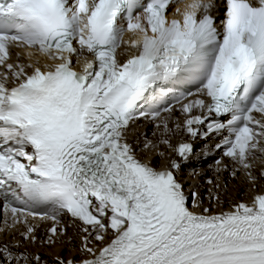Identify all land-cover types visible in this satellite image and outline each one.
I'll return each mask as SVG.
<instances>
[{
    "label": "snow or ice",
    "instance_id": "6c2138e0",
    "mask_svg": "<svg viewBox=\"0 0 264 264\" xmlns=\"http://www.w3.org/2000/svg\"><path fill=\"white\" fill-rule=\"evenodd\" d=\"M141 119L163 167L129 142ZM210 134L214 173L254 193L226 210L178 179ZM262 181L264 0H0V231L52 220L55 245L69 217L79 259L57 264H264ZM19 248L0 264H47Z\"/></svg>",
    "mask_w": 264,
    "mask_h": 264
},
{
    "label": "bare ground",
    "instance_id": "6f19581e",
    "mask_svg": "<svg viewBox=\"0 0 264 264\" xmlns=\"http://www.w3.org/2000/svg\"><path fill=\"white\" fill-rule=\"evenodd\" d=\"M154 131H155V128H153L152 130H147L146 131L143 143H144L145 139L151 140L153 142L158 143L159 133H157L156 136H153V132ZM143 143H142V145H143ZM141 148H142V146L137 148V154H139V155L146 154L148 159L149 160H154V162H157V155H158L157 153H158V151H164L165 150L163 145H161L159 149L153 150L152 152H147V151L142 152L140 150ZM257 167H261L259 162H257L256 169H255L256 175L258 176ZM207 175L208 176H207L206 179H201L200 186H198V188L196 189L197 196L200 199V201H202L204 206L211 207V205L209 203V197L212 194L219 195L221 200H223L225 202V208L223 210L227 209V205H228L229 200H231L233 203H235V202H241V201L247 202V201H249L251 199V195H252L253 192L252 191H248L249 184L245 180L243 175H240L237 178H232L229 175V173L225 172V173L221 174L218 177L214 173L213 170L209 171L207 173ZM208 180H212V184H209ZM217 184L220 185L219 188H217V186H216ZM261 187H264V183L263 182L260 183V187L257 190H261ZM209 189H211V193L209 192ZM220 210L221 209H218V208L215 209V211H220ZM59 225H60V228L61 227L65 228L63 226V224H62V221H61V223ZM66 233H68V232L66 231ZM3 237H5V235ZM73 238H74V236H73ZM3 239L5 240L6 238H3ZM8 240H10L11 244H14V242H15V241L11 240L10 237H9ZM60 244H61L60 242H57L55 245L39 244V246H38L39 248L38 249H40V245L44 246V248L40 249L41 251H38V252H37V247H31V248H32L33 253H38L42 257V259L47 262V264H57V260H56V258H54V256H55L54 248L57 247V246H60ZM78 244H79V239H77V237H76V239H72L71 240V242L69 244L70 245L69 247L72 249L71 251H73V254L72 255H68V257L73 258V259H79V252L77 250H75L74 247H73L74 245L78 246ZM29 245H30V243H28V245L25 246L20 251H23L25 249L30 251L29 250V248H30ZM51 251H53V252H51ZM49 253H50L51 256H48ZM60 257L64 258L63 256H60ZM68 257L65 258L64 260L69 259Z\"/></svg>",
    "mask_w": 264,
    "mask_h": 264
},
{
    "label": "rangeland",
    "instance_id": "374dc122",
    "mask_svg": "<svg viewBox=\"0 0 264 264\" xmlns=\"http://www.w3.org/2000/svg\"><path fill=\"white\" fill-rule=\"evenodd\" d=\"M53 225H51V226H49L50 228L52 227ZM50 228H47V230L48 229H50ZM46 230V231H47ZM20 231H22L21 230V228H18V229H13V230H11V231H8L7 232V234L5 235V237H3V238H6L5 240L2 238V236H0V244H5V243H7V244H11L10 243V240H8L9 239V236L11 237V240H13V241H15L14 242V244H16V243H19L20 244V248H19V250H22L25 246H27L28 245V243H30V242H28V241H24L23 239H22V237H21V235H20ZM47 235H48V231L47 232H45V231H40L38 234H37V237L39 238L38 240H37V242L35 243V244H31L30 243V248H29V250L31 251V252H33L32 251V248L31 247H37V252L38 251H41L40 249H43L44 248V246H42V245H40V249H38L39 247V244H42L41 243V241H43V240H45L46 238H47ZM70 237H73L71 234H68V233H66V235H64V236H62V237H60V239L61 240H63V243H61L60 244V246H57V247H55L54 248V253H55V256H54V258H56V257H60V256H63L64 258L63 259H65V258H67L68 257V255H72L73 254V251H71L72 249L69 247L70 245V242H69V238ZM12 245V244H11ZM62 246V247H61ZM43 251V250H42ZM51 252H53V251H51ZM53 254V253H52ZM48 256H51L50 255V253L48 254ZM68 258H70V257H68Z\"/></svg>",
    "mask_w": 264,
    "mask_h": 264
}]
</instances>
